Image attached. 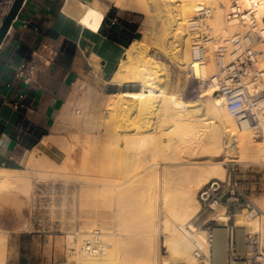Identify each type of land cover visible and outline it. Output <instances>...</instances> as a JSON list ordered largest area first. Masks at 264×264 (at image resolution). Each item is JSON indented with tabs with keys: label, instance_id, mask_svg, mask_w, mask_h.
<instances>
[{
	"label": "rangeland",
	"instance_id": "1",
	"mask_svg": "<svg viewBox=\"0 0 264 264\" xmlns=\"http://www.w3.org/2000/svg\"><path fill=\"white\" fill-rule=\"evenodd\" d=\"M104 1L95 0L94 5L113 4L108 0ZM175 5L171 4L172 7ZM201 8L197 9L194 16ZM215 19L212 20V24L216 28V34L225 37L219 22ZM139 20L140 37L137 40L146 42L149 54L164 63L168 71L166 74L169 73L168 81L157 83L159 88L164 86L166 88L167 112L164 111L165 107L160 106L161 103L156 96L159 92H155L156 94L150 98V114L142 115L137 102L133 101L135 93H148L143 90L140 83H124V86H117L112 82V78L101 84H82L78 87L77 98L66 117L67 124L72 125V131L67 134L68 138L53 145L51 152H39L37 157L33 156L36 164L30 163L31 160L23 171L11 174L27 175L26 179L28 178V182L31 181L29 193L17 186H5L0 180V194L2 192L7 194L3 202L14 206V210L15 206H23L26 219L23 226L26 232L23 238L25 261L34 245L38 244L32 241L31 237L44 234L57 238L56 254L60 264H83L79 256L88 255L84 245L91 235L98 231L109 253L114 255L109 264H185L170 250L168 242L187 237L182 232L178 234L165 232V221L175 219L186 226L196 223L198 214L192 217L190 212L195 207L197 210L201 209L198 193L208 182L200 178L198 166L192 165L187 166L186 174L182 175L184 179L180 175L176 179L172 177L173 182L177 179L179 181H176V184L171 183L172 186L166 183L163 172L167 170L168 162H210L220 159L224 161L225 169L227 163L236 165L237 178L240 184L248 183L249 193H260V188L264 189V160L262 162L264 154L263 156L260 154V158L259 154L256 156L257 153L254 152H249V155L241 153L240 157L239 153L231 154L232 157H224L226 138L216 144L209 134H202L201 129L197 130L187 125L204 124L199 121V118H205L202 109L205 107L206 112V106L210 107L209 103L217 98V94L201 97L207 88L199 83L189 69H183L173 63L157 47L159 37L156 30L161 24L157 16L148 21L147 16L140 14ZM186 37L189 38L188 52L191 54L192 35L188 33ZM128 59L129 55L126 52L121 64ZM208 64L213 74L215 59L213 64L208 60ZM166 74L161 78L166 79ZM115 94L118 96L113 97ZM119 95H124V101L135 106L125 108L116 103L109 105L112 101L120 99ZM175 100L186 101L189 105L186 109H177L172 105ZM226 110L228 111L227 107ZM163 113L169 117L170 114H175L176 120L167 121ZM228 113L230 114L229 111ZM231 117V114L227 116L226 124L231 125L233 122ZM172 124L174 126L179 124L181 129L171 136L169 142L170 137L165 133ZM211 124L210 130H213L216 126L214 124L219 123ZM261 130L257 133L246 131H251L253 138L257 136V139L261 140ZM246 156L248 158L251 156V160ZM257 158L261 161L256 160ZM242 176L247 177L246 181ZM213 178L216 177H211L210 180ZM182 185L183 190L189 188L191 195L185 207L182 201ZM255 197L256 194L251 196L253 199ZM253 201L264 209V204L258 200ZM238 225L256 228L258 221L248 218L245 213L239 217ZM199 233L200 241H203L201 238H205L204 233L197 232L196 235ZM0 235L7 243L5 252L2 253L0 248V252L6 258L5 264L8 259L10 260L8 264L27 263L20 262V256H17L13 249L9 250L10 234L0 228ZM193 259L194 263L191 261L190 263L198 264L195 257ZM48 260V256L34 257L31 264H48Z\"/></svg>",
	"mask_w": 264,
	"mask_h": 264
},
{
	"label": "crops",
	"instance_id": "2",
	"mask_svg": "<svg viewBox=\"0 0 264 264\" xmlns=\"http://www.w3.org/2000/svg\"><path fill=\"white\" fill-rule=\"evenodd\" d=\"M94 2L25 0L0 48V170L21 172L39 151L51 152L57 140L58 143L68 138L72 125L67 124L66 117L73 108L78 87L111 80L131 46L125 45L127 38L130 35L133 42L137 40L138 29L127 30L126 24L140 26V14L121 12L114 5H100L105 8V14L96 29L86 25L83 22L86 8ZM126 30L128 37L122 36ZM22 64L32 69L29 84L17 76ZM48 139L54 143L49 148L43 147V141ZM33 162L36 164L35 159ZM242 177L246 181L247 177ZM241 185L249 197L256 194L252 199L264 204L263 188L260 193H249L248 183ZM6 195L0 194V228L10 234L9 250L13 249L25 264L42 256L49 257L48 264H60L57 238L44 234L31 237L38 244L23 260L26 235L23 206H15L14 210V206L3 202ZM244 236L245 231L239 230L240 251L245 247ZM218 240L220 243L216 244ZM228 243V230L219 228L213 250L214 264H228ZM216 255L220 256L218 261Z\"/></svg>",
	"mask_w": 264,
	"mask_h": 264
},
{
	"label": "built area",
	"instance_id": "3",
	"mask_svg": "<svg viewBox=\"0 0 264 264\" xmlns=\"http://www.w3.org/2000/svg\"><path fill=\"white\" fill-rule=\"evenodd\" d=\"M16 0H0V30ZM226 20L239 30L228 37L216 34L212 24L215 9L205 6L187 24L192 35L189 71L203 87L216 89L240 130L259 132L264 124V0H228ZM210 52L215 70L209 78L201 71L208 65ZM32 69L22 64L17 76L29 84ZM225 179L213 178L198 193L201 209L194 233H204V240H193L198 264H214L216 231L226 228L229 235L228 264H264V209L241 188L234 163H227ZM258 221L256 228L240 227L239 217ZM245 231L243 251L238 247V231ZM107 245L100 232L91 235L84 249L102 255Z\"/></svg>",
	"mask_w": 264,
	"mask_h": 264
},
{
	"label": "bare ground",
	"instance_id": "4",
	"mask_svg": "<svg viewBox=\"0 0 264 264\" xmlns=\"http://www.w3.org/2000/svg\"><path fill=\"white\" fill-rule=\"evenodd\" d=\"M105 1L106 2L109 1L110 3H113L114 7L116 6L118 9H121L123 11H132V12L144 14L145 16L148 17V21H151V19L157 16L158 19L161 20V24L158 30H156V33L159 37L156 42V45L167 57H169L173 61V63L177 64L183 69H186V68L188 69L189 65L191 64V54H189L188 52L189 38L186 37L188 35L187 29H186V21L188 20L191 21L192 20L191 18L194 16L197 9L200 7L203 8L202 5L210 6L215 9L214 18H216L215 20L219 22L221 29L226 35L225 37H228L230 36L231 33L237 32L239 30L238 27L233 26L232 24H228V22L226 21V11H227L226 9H227L228 0H108V1L105 0ZM172 3L176 5L172 7L171 6ZM108 4H106V6ZM109 7H110V4H109ZM86 9H87L86 15L84 16L83 22L86 25H88L90 28L96 29L99 25V22L101 21V19L103 18L105 14V10H104L105 8H101L100 5L96 4V5L88 6ZM174 10L176 12L175 14H174ZM145 43H143L142 41L135 40L131 44V46L127 49L129 59L125 60L121 64L118 72L116 71L117 73L113 77V81L118 82V83H140L143 85V90L148 93H142V92L135 93L134 94L135 99H133V101L137 102L138 104L137 107H139L142 115L150 114L151 112L150 111L151 109V106H150L151 99L150 98L152 97V95L156 94L155 92H159L157 93L156 96L157 98H159V102L161 103L160 106L165 107V110L164 109L163 110L167 112L166 105H168V102H167L166 88L165 86L163 88H159L160 86L158 87L157 83L160 81L161 82L164 81V83L168 81L169 73L166 74L167 68L164 66V63L156 60L149 54L148 48L145 45ZM212 55L213 54H210L208 58V60L210 61V64L214 63V57ZM164 74L167 75L166 79L164 77H163L164 79L161 78V76H163ZM201 75L203 78H209L212 75L209 64L203 67L201 71ZM158 78L160 79L158 80ZM216 92H217L216 89L207 88L205 93L202 94L201 97H208V96L211 97L214 94H216ZM116 96L118 95L115 94L113 97H116ZM123 96L124 95H121L120 99L112 101L111 103H109V105H113L116 103L125 108L135 106L134 104H130L128 101H124ZM211 103H209L210 107L206 106L207 107L206 112H204L205 107L202 109L203 110L202 115L205 118H202V119L199 118V121L203 122L204 124H201L200 126H198L199 124L198 125L197 124H187V125H190L197 130L201 129L202 134H209L210 138H212V140L216 144H219L224 138H226V142H225L226 149L224 150V154H225L224 157H232L231 154H238V153L240 157V155H242L241 153H244V155L248 153L249 155V152L250 153L254 152V153H257L256 156L259 154V158H260V156L264 154V128H262L261 130L262 131L260 135L262 136L261 140L257 139L258 138L257 136H254L253 138L251 131H246V130L244 131L238 128L237 123L235 122L233 117H231L233 120L231 125L226 124V118L230 114L226 110V107H225L226 102L222 95H217V98ZM172 105L177 109H186L189 103L183 100H175L172 103ZM198 113L201 114V112L199 111ZM163 115L164 116L166 115L167 121H170L171 119L176 120L175 114L173 113L170 114V117L168 114H165V113H163ZM194 117L198 118L197 116H194ZM216 122H218L219 124H214L216 126L213 128V130L212 129L210 130L211 128L210 125H212L211 123H216ZM176 125L174 126V124H172L166 130L165 135L170 137L169 142H171V136H174V134L178 132L179 129H181V126H179V124H176ZM183 139H186V138H183ZM53 141L52 139L43 141L44 142L43 147L49 148L54 143ZM57 141H56V144H57ZM61 144H64V143H61ZM33 158L31 159L32 162L30 163H34ZM178 159H181V158H178ZM254 159L255 158L253 156L252 160ZM239 160L240 162H243L241 161L242 159H239ZM256 160H259V159L257 158ZM263 160L264 158L262 157V162ZM167 164H168V168L167 170L163 172L166 178L165 179L166 183L168 184L170 183V185L178 181V179L175 180L178 175H180L181 177L182 175H185L188 170L187 166H192V165L198 166L199 171H200L199 173L200 178L205 181L207 180V182H209L211 177L224 179L227 176L226 169L223 166L224 161H221L220 159H214L210 162L175 161V162H168ZM11 174L12 173L9 171L0 170V178H2L0 180L2 181L3 184H5V186H17L26 192L30 190L29 183L31 181L28 182L27 180L28 178L26 179L27 175H24V174L11 175ZM172 177L173 178L175 177L174 179L175 182L171 180ZM169 179L171 182H169ZM182 179H184V176L182 177ZM9 189H7V191ZM182 190H183V185H182ZM5 191L6 190H4V192ZM190 196H191L190 190L187 187V190L185 188L182 191V201L184 202L183 207H185V205H187L188 202L190 201L191 199ZM198 210L195 207L190 212V215L192 217H195L199 213ZM179 223L181 224L182 222L176 221L175 219H167L165 221L164 230L165 232H169L172 234H178L179 232H182L183 234H185L187 239H174L173 238L174 240H170L168 242V246L172 252H174L176 255L179 256L180 259L184 261L183 263L189 264L190 261L194 263L193 261L194 260L193 259L194 258L193 240L200 241V237H199L200 233L199 235H196V233H194V229H192L193 226L190 224H189L190 226H186L182 224H181L182 226H180ZM201 239H204V238H201ZM216 242L220 243L219 240ZM216 246L217 245H215V248ZM0 248L2 249L1 251L2 253L5 252L7 248L6 239L2 235H0ZM1 252L0 254H2ZM86 254L88 255L84 254L85 256H82V257L79 256V258L82 259L83 264H109L110 259L113 258L112 256H114L111 254V252L109 253L107 247L103 255H100L104 257L98 256L99 258H97V256L95 257L94 255H91L87 251H86ZM158 254L160 256V253ZM4 256L5 255L2 254L1 264L6 263V258ZM219 257L220 256L216 255L217 261L219 260ZM156 261L158 260L156 259Z\"/></svg>",
	"mask_w": 264,
	"mask_h": 264
},
{
	"label": "water",
	"instance_id": "5",
	"mask_svg": "<svg viewBox=\"0 0 264 264\" xmlns=\"http://www.w3.org/2000/svg\"><path fill=\"white\" fill-rule=\"evenodd\" d=\"M24 3H25V0H16L12 11L7 16L5 22H4V24L0 30V48L3 45L13 22L15 21V19L19 15Z\"/></svg>",
	"mask_w": 264,
	"mask_h": 264
},
{
	"label": "trees",
	"instance_id": "6",
	"mask_svg": "<svg viewBox=\"0 0 264 264\" xmlns=\"http://www.w3.org/2000/svg\"><path fill=\"white\" fill-rule=\"evenodd\" d=\"M138 27H139V24H126V29L127 30H130V31H136L138 29ZM127 30L122 33V36L124 35V37H128V35H127L128 31ZM139 37H140L139 34H137L136 35V39H138ZM132 42H133V37H131L129 35V37L127 38V42L125 43V45L127 47H129L132 44Z\"/></svg>",
	"mask_w": 264,
	"mask_h": 264
}]
</instances>
